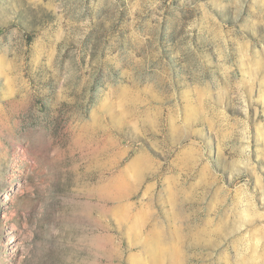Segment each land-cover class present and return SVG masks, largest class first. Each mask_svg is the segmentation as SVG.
I'll return each mask as SVG.
<instances>
[{
	"label": "rangeland",
	"instance_id": "rangeland-1",
	"mask_svg": "<svg viewBox=\"0 0 264 264\" xmlns=\"http://www.w3.org/2000/svg\"><path fill=\"white\" fill-rule=\"evenodd\" d=\"M0 264H264V0H0Z\"/></svg>",
	"mask_w": 264,
	"mask_h": 264
}]
</instances>
